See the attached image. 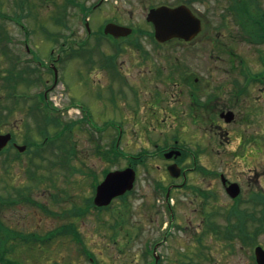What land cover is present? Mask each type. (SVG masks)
<instances>
[{"label": "rangeland", "instance_id": "rangeland-1", "mask_svg": "<svg viewBox=\"0 0 264 264\" xmlns=\"http://www.w3.org/2000/svg\"><path fill=\"white\" fill-rule=\"evenodd\" d=\"M181 1H186L187 4L191 1L204 23L206 19L209 28L194 37L188 44L177 39L157 44L147 32L149 31V27L145 24L147 10L150 6L175 5ZM258 1L260 6H255L264 11V0ZM9 2L14 3L11 0H1V12L8 14L16 12L12 5L7 7ZM39 2L40 0H26L25 5H29L28 9L31 10L29 15L24 17L28 38L35 45L33 58L37 61L38 72L32 74L36 67L26 62L24 66H28V71H25L24 75L10 73L0 76V116H6V120L0 123V132H10L14 141L26 146L22 153H18L11 144L1 150L0 192L3 196L15 197L16 190L27 192L30 188L32 191L30 198L35 199L38 205L45 203L54 214L44 212L39 207H32L23 201L4 206V211L0 213L4 223L25 232L40 235L56 228L60 232H65L63 228H60L61 225L72 222L79 232L80 243L73 242L69 237V231L66 230V233L60 236L62 238H51L50 242L41 244L42 247L31 246V248L38 247L35 251L28 252L27 246L20 245L11 254L26 264H54L53 262L57 264H146L149 258L143 254L142 243L145 240L151 243L157 241L159 245L163 231L166 229H163V225L166 221L170 222V212L166 209L162 195L170 178L164 169L165 161L162 158L145 155L143 160L132 159L131 161L119 154L132 156L137 155V151L145 149L152 151L153 142L162 143L164 137L169 139L178 130L175 128L168 130L171 127L169 121L165 124L155 123L156 126H152L150 121H146L145 116H141L142 118L138 116L139 110H143L146 104L152 107L164 104L158 98L151 99L150 96H155V89H163L171 85L175 80L173 75L178 78V75L185 72L191 79L195 78L198 85L201 87L207 85L211 90L217 85V94L220 97L216 99L214 107L223 108L226 105L233 111L235 109L236 114L238 111L244 113V118L241 119L242 115L235 116L237 120L231 126L233 129L231 135L234 133L237 136L224 144V139L223 143L219 140L221 131L216 120L206 117L205 122L199 125L200 129L197 130L196 127V135L192 138L201 146H205L204 152L197 154L198 163H209V166L213 165L212 168L221 170L225 174L230 171L232 176L239 175L246 183V180H250L247 179L250 177L247 174L248 167H253L254 163L249 156L239 160V156L235 157L233 151L240 150L242 147L240 142L243 140L238 139L239 131L244 138L253 136L264 144V78L258 77L261 72L264 75L262 62L264 40L254 43L247 41L248 38L241 31L239 23L227 13L229 0H119L121 9L118 12L126 18L131 13L130 20L135 31L133 35L137 37L135 42L141 50L140 54L135 50L136 45L132 42V53L135 51L132 61L134 59L136 61L131 63L128 59L129 52L121 49L123 69L118 72L112 68L109 59L103 58L102 64L105 66L107 75L101 72L98 74L97 65L80 66L79 63L84 61L70 60L68 57L63 67L66 69L60 74L61 82L47 94L51 104L49 108L59 113L58 119L56 118L58 121L55 120L57 124L52 128L50 125L53 120L46 119L49 123L45 127L48 128L49 135L45 134V139L49 141L51 138L53 145L46 142L47 146L44 148L45 142L39 133V129L45 130L42 125L44 122H40V117L37 120L29 109L35 101L38 105L36 86L32 85L33 77L36 78V74L39 73L43 58L50 57L51 50L48 49L50 45L57 43L63 45L68 34L77 35V30L70 34L64 25L70 27L74 24L76 29L80 27L75 24L78 20L75 17L77 15L68 14L64 17L62 13L54 12L59 10L66 15L65 0L44 1L41 2L40 7ZM34 3H36L35 7L30 6ZM112 4H115L114 0H108L101 7V15L110 14ZM99 19L100 17H97L96 21ZM0 22L4 27H9L13 38L17 37L19 32L16 25L8 20L0 19ZM217 33L219 37L215 45H211L209 38ZM225 48L237 55L234 61L228 60L229 55ZM94 50V46H86L80 57L86 61L90 58L93 60L95 59ZM141 52L145 53L148 63L142 58ZM139 58L141 62L137 61ZM145 65L146 70L149 69L151 74L144 75L142 72L144 76H141L139 71L143 70ZM89 68L93 70L90 75H87ZM45 69L46 72H40L41 78H48L46 80L48 84H51L50 70L47 71V67ZM149 74L151 81H146L150 77L147 76ZM141 79L148 83L146 87L139 85L138 82ZM172 95L173 91L167 94L169 103H172ZM33 96H35L34 99H32ZM199 96L202 100L204 95L200 93ZM74 102L82 107L74 105ZM174 107L172 104V108ZM35 110L40 113L37 109ZM135 114H137L136 118ZM146 114L151 117L155 115L152 109H148ZM166 114L168 111L162 113V116L166 117ZM0 120H2L1 117ZM117 131L120 133L117 134ZM202 133H205V136ZM177 138L179 142H187L193 148L191 138L183 130L179 131ZM116 140L120 150L116 152V155L119 157L113 158L111 155L104 157L97 153V146L100 149H109V145L113 146ZM28 141L33 142L35 146H42V149H33L31 142L23 143ZM62 143L71 146L74 143L71 163L78 168L87 167V173L89 167L98 178H101L102 170L106 168L113 170L126 166L133 167L136 178L131 191L126 196L114 199L108 207L97 209L90 205L92 208L88 207L86 211L77 207V212L72 209L68 214L73 204L82 205L84 198L92 192L82 173L68 174L62 166L55 164L57 159L53 158V154L57 150L54 144ZM167 143L169 142H164L161 146ZM193 153L191 151V155ZM190 162L191 159L186 157L183 165ZM255 165L259 166L257 171H262L259 184L264 188V156L258 155V162L256 161ZM225 166H228V169H225ZM199 174L194 175L193 179H198ZM251 184L256 186V178L252 179ZM171 198L174 219L171 222L172 227L167 228L169 235L164 242L165 246L161 248L163 258L159 264H254L251 258L252 249L247 245L241 247L234 241L230 251L225 241L213 235L211 237L201 235L198 243L195 235L189 233V231L196 232L195 229L200 227L198 223L200 218H197V215H202L200 205H203V210L207 212L210 209L209 203L203 204L196 200L194 205L198 208L197 211L189 210L188 206L192 207L193 204L189 202L191 196L187 189L173 190ZM214 202L213 207L220 211L229 205L222 192L217 193V199ZM214 220L217 224L223 225L219 214ZM186 222L188 226L184 228L183 224L185 225ZM256 241L264 247V232L256 237ZM193 255L195 263H188L189 261L181 263V261L191 260Z\"/></svg>", "mask_w": 264, "mask_h": 264}, {"label": "flooded vegetation", "instance_id": "flooded-vegetation-1", "mask_svg": "<svg viewBox=\"0 0 264 264\" xmlns=\"http://www.w3.org/2000/svg\"><path fill=\"white\" fill-rule=\"evenodd\" d=\"M11 1H14V3L11 4L9 2V5L7 4V7L9 8L12 5L16 13L15 15H12V16H10L8 13H4V15L6 16V19L9 22H12L14 25H16V28L19 34L17 35L16 38H13L12 36L10 37L8 35H4L2 39L0 40V76L8 75L10 73L13 75H19V76H22L25 74V66H24L25 64V56H24L25 43L20 41L19 43H17V45L10 44L12 40L21 39L23 41L24 39L25 3H24V0H16V1L11 0ZM114 2L115 4H112V8L109 10V12L111 13L107 15L105 14L101 15L102 8L100 10L97 9V7L100 8L104 4H106L107 0H98L97 2L90 4L91 9L89 10L90 11L89 16L82 15L81 16L82 18H80V24L78 26L80 27V29H76L74 24H71L70 27L66 25V28L69 30L70 34H72L74 30H77L78 32H77V35L66 36L67 40L64 41L63 45H60L59 43H57L48 48L51 50V57L48 61L47 71L50 70L49 72L51 73V76H52V84L49 88L44 87L43 89L44 91L53 90L58 85V83L61 82L60 74L64 72V70L66 69V67L65 68L63 67L65 65L64 61L68 57L70 58V60L79 59L81 61H84V63H79L80 66H84L85 64L89 66L97 65L98 74L100 72L101 74H104L106 71L104 68L105 67L104 64H102V59L105 58L104 55L107 56L112 68L115 69L116 72L123 69L121 67L122 58L119 57L121 55V52H119L121 48L124 51L129 52L130 57H128V59L131 63L136 61L135 59L132 61V55H134L135 53V51H133L132 53V36L130 35L132 34V30H131V33L127 35L126 37L114 38L110 36L109 34L103 33L104 25L108 22H113L116 24L129 26L132 29V25H131L132 21L130 20L131 13L129 14V17L127 18L124 15H121L118 12L121 9L119 7L120 4H118L119 0H114ZM81 5L84 6L85 8L88 6V4L83 3V0H75V3H73L72 0H66L64 4L65 12H66L65 17L68 14L71 15V12L74 7H79L80 9H82ZM13 13L14 12H12V14ZM97 17H100L99 21H96ZM120 17L124 19H121ZM92 22H95V23L92 24ZM90 23L92 26H90ZM96 23L97 25L94 27ZM5 29H7L8 32L10 33L9 27H5ZM110 40L115 41L114 46H110L109 44ZM86 46H94L95 59L92 60L90 58L89 60L86 61L83 57H80L83 55L84 48ZM135 50L139 51V54H140L141 50L138 49V47H136ZM33 52L35 53V48ZM143 52H141L142 58L146 59V62L148 63V60L145 56L146 52L145 53ZM137 61L141 62L142 60L139 58ZM116 65L119 67H116ZM146 65L143 68V70L139 71V74L141 76H144L145 74L149 73V69L148 71L146 70ZM88 70L89 72H87V75H90L93 69L89 68L87 69V71ZM142 72L144 73V75L142 74ZM158 73L159 72L156 70V74ZM147 76H150V74ZM178 76H179L178 78L182 80V84H181L182 86L179 87L180 88L179 91L180 92L185 91V92L181 93L182 97L178 99V103H179L178 107L167 109L170 113L173 114V116L170 114H166V117H163L162 113L164 112L167 113L166 109L163 106L157 105L156 107H152L148 105L145 107L144 109L145 114L143 115L147 118L146 121L151 122L152 119H154L156 123H164L166 118L172 117V118H175L177 122L194 124V123H197L200 119L205 120L206 117L211 118L212 111H215L217 109V107H214V104L216 103V99L220 97L217 94L218 92L217 85L215 86V89L211 90L210 87L207 85H205L204 87H201L197 83H192V84L185 83L184 82L185 76L183 74L178 75ZM150 78L151 76L146 81H151ZM138 83L139 85L144 86V87L148 85V83H145L143 79H141V81H139ZM222 87L225 88V86H222ZM183 88H185V90ZM164 91H167V88L156 89L155 96H150V98L151 99L158 98L160 100L163 98V95L160 92H164ZM200 93L204 95L202 100L199 98ZM235 107L237 108L236 105ZM148 109L154 110V113H155L154 117H151L146 114V111ZM222 110H225V111L231 110V107H227L225 105L223 108L218 109L216 113L219 114ZM235 111L236 110L234 109L233 111L234 118L232 119L231 123L237 120V118L235 117L236 115L237 116L242 115L241 119L244 118L243 116L244 113H240L238 111V113L236 114ZM136 117H137V114H135V118ZM241 119L239 118L240 121ZM231 123H229V127H226V124H224L220 120L218 121V123H216L221 131L220 132L221 134L219 135L221 143H223V139H224V142H228L231 140V137L234 138L237 136L234 133L233 135H231L232 134L231 131L233 130L232 127L230 126ZM229 130H230V134H229ZM238 134H239L238 135L239 138L243 137V134L241 131H239ZM251 143L257 145V147L255 148L245 147L242 153L241 152L239 154L236 153V156H239L240 158L239 160H242L246 156H249V158H251V161L254 163L252 164L253 167L251 166L248 167L249 173L247 174L250 175V177H248L247 179H250V180H246V183L241 179L239 175L232 176L230 171L224 175L222 171H218L217 169L212 168L213 165L209 166L210 165L209 163L208 165L207 163L197 164V162H195L192 165L191 164L183 165L184 158L181 159L180 157H185L186 153L188 152V149L185 148L184 146H179V148L181 149V154L179 157L180 160H177V163L181 168V172L179 176L175 178V180L173 178L170 180L169 183H167V189L169 188V190H178V191H183L187 189L191 196V198L189 199V202L193 204L192 207L188 206L189 210L197 211L198 208L194 205V202L196 200L201 201V203L203 204L209 203L208 205L210 209L207 212L203 210L204 206L200 205L199 209L202 215L200 216L197 215V218H200V221L198 222L200 224V227L195 229L196 232L189 231L190 234L195 235L194 237L196 238V241L198 243L200 242L201 235H208L209 237L213 235L217 239L225 241V244L230 248L229 250H231L232 249V236H239L243 232L245 227L248 228V225L250 222L248 220V217L254 212L257 206L259 207V209L261 208V206L259 205V202H256V203L252 202L250 204L249 203L244 204L248 200L250 195L259 197L260 195H263L264 193V188L261 187V185L259 184V179L261 178L262 171H257L259 166L255 165V162L256 161L258 162V155L264 156V144L260 143L259 141H254L253 139ZM169 148H171V146ZM225 169H227V166H225ZM197 173H200V174H199L198 179L195 180L193 179V176L196 175ZM221 174L224 175L226 179L225 183L222 182ZM253 178H256V183H257L256 186L251 184ZM229 182L238 183L239 193L235 198H229L228 195L227 196L225 195L226 193L225 187ZM218 192H222L223 196H225V198L229 202V205L225 206L222 211H220L219 209L217 210L215 207H213V203H215L214 201H216L217 199ZM248 205H251L253 207L250 211H248ZM217 214H219V218L223 220V225L217 224V222L214 220V218L217 217ZM191 224H194V223L191 222ZM183 226L184 228H187L188 222H186L185 225L183 224ZM222 231H225L232 236H228ZM255 231L256 229L252 228V232H255ZM257 231H259V229H257ZM224 234L227 235V239H223L222 237H220L221 235H224ZM166 238H167V231L165 230L163 231V235H162L159 245H157V241H154L153 243H151L150 241L145 240L142 243L143 254H146L149 258L147 260V263H159V261H161V259L163 258V255L161 253L162 251L161 248L165 246L164 242H166ZM210 242H211V238H210ZM236 242H238L241 247H244L245 245H247V242H245L244 240H238ZM157 252H159V254ZM151 254H153V256L156 259H151L152 257ZM187 261H189L188 263H195L194 261L196 260H195L194 255L191 258V260L188 259L183 262L181 261V263H185Z\"/></svg>", "mask_w": 264, "mask_h": 264}, {"label": "trees", "instance_id": "trees-1", "mask_svg": "<svg viewBox=\"0 0 264 264\" xmlns=\"http://www.w3.org/2000/svg\"><path fill=\"white\" fill-rule=\"evenodd\" d=\"M228 10L233 14L238 22H243V29L249 33L250 38L253 40H264V11H261L258 7L257 0H231ZM256 5V6H255ZM58 121V120H57ZM53 126L56 124L55 120L51 123ZM65 150V149H64ZM104 157L106 154H102ZM62 163H65V156L62 159ZM103 170V172H105ZM33 175V174H32ZM31 175V176H32ZM94 179V178H93ZM39 181V180H38ZM94 181H97L96 178ZM93 185V184H92ZM32 196V191L28 188L27 192H22V190H16L15 197L10 195L3 196L0 192V212L4 211V206L14 204L23 201L29 205H35L36 201ZM23 197V200L21 198ZM20 199V201H18ZM90 203V200H89ZM45 206L40 204V207ZM47 208V207H46ZM48 209V208H47ZM74 211L76 209H73ZM0 213V264H26L20 262L16 257H13L15 248L18 246H27V251H31L32 245H41L50 242L51 238L60 237L61 234L59 230L54 232H45L44 234H36L34 232H25L22 229L12 227L1 218ZM264 214V208H263ZM60 228L64 231H71L69 237L74 241H79V232L76 230L75 224L68 222L63 224ZM35 251V250H34ZM12 253V254H11ZM57 264V263H54Z\"/></svg>", "mask_w": 264, "mask_h": 264}, {"label": "water", "instance_id": "water-1", "mask_svg": "<svg viewBox=\"0 0 264 264\" xmlns=\"http://www.w3.org/2000/svg\"><path fill=\"white\" fill-rule=\"evenodd\" d=\"M147 20L154 26V36L158 41H164L171 37H181L185 40L192 38L200 29V23L192 13L183 5L176 7L159 6L149 10ZM109 28V29H108ZM124 28L114 25H107L105 31L117 32L115 34H125ZM119 30V31H118ZM119 32V33H118ZM232 117L231 112L226 113V120ZM10 135L0 134V149L6 144ZM24 146L18 147L23 150ZM166 156H170L169 154ZM168 168L173 169V166ZM174 176L177 173H173ZM134 171L131 168L115 170L106 174L104 179L96 187L94 203L96 205H107L110 200L123 194L132 187ZM257 264H264V250L258 246L255 248Z\"/></svg>", "mask_w": 264, "mask_h": 264}]
</instances>
